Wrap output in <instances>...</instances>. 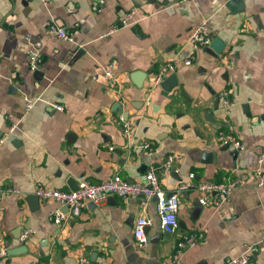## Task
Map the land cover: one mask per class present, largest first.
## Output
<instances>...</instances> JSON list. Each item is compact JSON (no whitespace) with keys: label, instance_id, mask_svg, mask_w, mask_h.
Returning <instances> with one entry per match:
<instances>
[{"label":"crops","instance_id":"obj_1","mask_svg":"<svg viewBox=\"0 0 264 264\" xmlns=\"http://www.w3.org/2000/svg\"><path fill=\"white\" fill-rule=\"evenodd\" d=\"M23 1L0 0V186L23 192L0 198L4 264H80L82 258L173 264L185 233L206 242L186 250L177 264H226L250 246L258 250L250 264H264V187L257 183V174H264V0H245L242 12L231 0L162 7L155 0H105L103 6L98 0H25L27 8ZM133 10L136 23L103 37ZM50 22L72 33L73 42L47 34ZM202 23L223 48L197 52L191 66L177 63L175 73L157 82L160 68L174 62ZM33 43L43 57L37 73L28 66ZM109 65L119 76L122 102L103 77ZM223 91L234 103L228 116L219 101ZM26 98L35 101L29 111ZM120 116L134 129V147ZM222 130L244 149L220 145ZM145 141L151 150L137 147ZM170 155L180 160L166 168ZM151 167L167 193L181 183L231 179L245 187L219 208L202 206L195 189L183 192L174 236L162 233L152 203L145 248L133 235L141 215L137 199L111 196L86 204L79 217L58 226L49 216L60 204L35 197L40 184L71 191L70 178L100 184L120 174L142 182ZM26 229L35 234L20 243Z\"/></svg>","mask_w":264,"mask_h":264},{"label":"built area","instance_id":"obj_2","mask_svg":"<svg viewBox=\"0 0 264 264\" xmlns=\"http://www.w3.org/2000/svg\"><path fill=\"white\" fill-rule=\"evenodd\" d=\"M157 4L167 6L169 4L184 5L193 0H155ZM99 6L105 4V0H98ZM136 12L133 10L126 14L111 30H109L103 37H108L114 34L117 30L129 27L136 23ZM47 34L57 37L66 42H73L74 35L68 30L57 24L50 22L46 29ZM213 42V37L210 35L208 25L206 23L199 24L194 27L187 39V47L182 48L175 57L174 62H169L163 65L158 73L157 82H162L168 75L175 73L177 63H183L185 66H191L196 60L197 52L209 49ZM43 63L41 51L36 43L31 44L28 51V66L29 69L37 73ZM103 77L108 83L110 89L117 92L119 102L123 101V95L120 90V79L116 74L112 65L103 69ZM97 78V76H96ZM219 101L224 110L225 116L230 114V110L234 107V103L230 98L228 91H223L219 95ZM26 109L29 111L33 108L35 101L26 98ZM54 108L63 111L62 106L54 105ZM123 130L126 139L133 147L136 146L134 139V129L127 119L120 116L118 122ZM217 141L222 146L232 147L236 151H242L244 145L241 140L229 131L222 130L217 135ZM140 148L152 149L150 142L145 141L139 144ZM113 149V148H112ZM264 156H261L259 162H263ZM180 160L179 156L170 155L165 161L164 167L172 168L176 162ZM178 172V171H176ZM194 178V175L190 176ZM258 187H264V174H257ZM245 187V182L241 179H231L227 182H203L200 184L181 183L177 189L171 193L163 190L161 180L156 168L151 167L142 182L131 183L122 178L120 174L114 175L109 180L98 185H93L88 182H79L78 190L76 191H58L44 187L42 184L38 185L35 190V196L44 201H56L60 204L58 208L50 212V220L56 225L61 226L71 218H76L81 215L82 209L86 204L98 205L105 202L111 196H117L121 199L134 198L139 201L141 208V215L135 222L133 229L134 239L140 248H145L149 245L147 236V229L154 225L151 218L147 216V210L152 203H155L156 214L163 234L174 236L180 230V221L178 218L180 195L190 189L197 190L201 197L199 202L202 206H212L219 208L230 199L232 193ZM6 195L22 196L23 192L15 187L0 186V198ZM64 208L67 211H64ZM35 234L34 230L26 229L19 237L20 243L28 242ZM204 237L196 233H185L179 236L176 246V254L174 255L173 264H177L179 257L186 251L205 244ZM256 247H248L246 252L238 258H232L226 261V264H250L251 257L257 252ZM8 254V249L3 248L0 251V264H4V258ZM80 264H96L91 262L88 258H82Z\"/></svg>","mask_w":264,"mask_h":264},{"label":"water","instance_id":"obj_3","mask_svg":"<svg viewBox=\"0 0 264 264\" xmlns=\"http://www.w3.org/2000/svg\"><path fill=\"white\" fill-rule=\"evenodd\" d=\"M229 3H230V6L232 7V9L237 10L240 8V11L238 10L239 12H242L244 10L245 0H231ZM23 5L27 8L28 2L24 0ZM214 46H216L217 49L219 50V49L223 48V43L221 42L220 39H216V40H214V42H212L210 48H213ZM68 185L72 191H76V190H78L79 182H77L74 178H70V180L68 181ZM93 185H98V184L93 183Z\"/></svg>","mask_w":264,"mask_h":264}]
</instances>
